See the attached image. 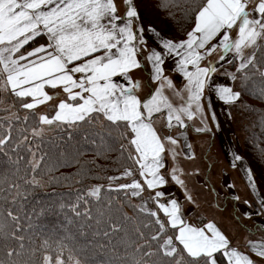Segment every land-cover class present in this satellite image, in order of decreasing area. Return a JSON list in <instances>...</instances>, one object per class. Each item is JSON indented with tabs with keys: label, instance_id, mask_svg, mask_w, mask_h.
I'll use <instances>...</instances> for the list:
<instances>
[{
	"label": "snow or ice",
	"instance_id": "obj_1",
	"mask_svg": "<svg viewBox=\"0 0 264 264\" xmlns=\"http://www.w3.org/2000/svg\"><path fill=\"white\" fill-rule=\"evenodd\" d=\"M186 2L189 7L185 15L192 22L186 39H163L161 50H149L145 38L147 30L135 26L140 14L134 0H123L124 16L117 14L116 0H0V93H10L29 115L35 116V110L42 105H48L53 112L38 115L31 135L42 136L45 130L42 126L77 130L87 125L94 129L101 142L114 133L119 140L127 141V146L120 144V151L127 153L134 167H125L120 176L107 177V191L123 193V203H118V198L102 197V185L93 186L86 193L97 201L96 223L109 225L98 234L107 238L124 233L119 244H113L114 259L95 264H221V260L223 264H256L249 255L231 247L227 236L214 223L193 226L184 220L176 199L161 202L165 192L160 189L168 183L166 173L181 186L184 181L177 175L179 169L167 172L165 164L166 152L170 151L173 158L176 154L174 148L166 145L175 146L178 141L171 135L159 134L153 118L163 115L167 128H186L185 120L192 121L198 115L203 122L206 90H213L225 104L240 101L241 91L220 85L212 88L213 74L217 73L220 62L238 60L236 73H241L245 87L258 74L260 79L254 93L264 99V56H257V52L264 53V0ZM38 38L46 39L39 44ZM33 42L38 46L33 47ZM144 53L152 67L151 79L158 85L147 98L138 94L142 84L132 75L142 67L140 56ZM217 53V61L209 60ZM165 57L177 58L176 71L187 82L183 87L186 97L164 74ZM205 61L207 64L202 66ZM236 73L230 74L233 81L237 79ZM165 89L173 90L183 103L174 106L164 94ZM29 115L24 116L25 122ZM6 119L9 121L7 128L0 122V154L8 157V163L18 164L5 148L13 139L10 121L20 117L12 112ZM195 131L211 129L205 126ZM27 140L28 136H23L20 143ZM28 151L32 156L29 161L32 171L36 172L43 156L37 159L35 151L31 148ZM241 159L235 156L236 161ZM247 176L255 188L251 170ZM122 179L129 182L116 183ZM25 182L42 186L35 176ZM10 187L19 186L12 184ZM145 191L150 192L147 199L143 196ZM133 198H139L141 203H132ZM148 200L156 210L149 207ZM114 201L118 205L115 211L119 213L115 222L111 215ZM125 206L133 210V215L123 211ZM76 214L81 215L80 212ZM85 215L92 218L90 213ZM7 218L18 220L11 211L7 212ZM6 228L10 226L0 221V237L10 236L21 243L19 250L9 248L0 258V264H35L32 259L35 250L25 258L28 250L22 242L23 237H17L15 231H6ZM44 246L49 247L48 241ZM98 246L106 247L104 244ZM248 247L255 257L264 259V241H250ZM65 248L61 246L55 258L45 254L42 264H88L87 260L74 256L71 250L64 259Z\"/></svg>",
	"mask_w": 264,
	"mask_h": 264
},
{
	"label": "trees",
	"instance_id": "obj_2",
	"mask_svg": "<svg viewBox=\"0 0 264 264\" xmlns=\"http://www.w3.org/2000/svg\"><path fill=\"white\" fill-rule=\"evenodd\" d=\"M162 3H167L168 6L161 7ZM135 6L140 14V22L157 29L163 35L179 39L192 26L190 17L185 15V9L189 7L186 0H135ZM45 39L38 38V43H44ZM36 45L37 42H33V46ZM257 56L262 57L264 53L257 52ZM240 77L241 73H237L241 100L231 109L245 119V150L264 175V99L258 98L254 93L260 77L258 74L253 76L247 82V87ZM25 115H29L28 111H25ZM24 116L21 114L19 120L10 121L13 139L5 148L9 156L19 163L10 164L8 157L0 154V221L10 226L6 231H15L17 237H23L22 242L28 250L25 258L30 255L31 250H35L32 257L35 264H42L45 254L55 258L61 246H66L64 259H67L69 250L79 259L87 260L88 264L114 259L113 244H119L124 233L107 238L98 234L109 225L104 222L96 223L97 201L87 197L86 193L91 184H99L103 186L102 197L118 198V203H123V193L107 191V177L132 166L127 153L122 154L120 151V144L127 146V141L119 140L114 133L101 142L94 134V129L87 125L77 130L56 127L48 135L33 137L31 130L37 126L38 113L35 116L29 115L27 122L24 121ZM6 118L7 111L0 109V122L4 123L5 128L9 123ZM51 127L53 126L48 128ZM21 129L26 131L22 132ZM23 136H28V140L20 143ZM18 143L20 147L16 148ZM29 148L36 152L37 159L43 156L36 172L32 171L29 163L32 160ZM33 176L42 186L25 182ZM12 184L19 187L12 188ZM132 203L138 204L137 198H133ZM117 206V201H114L111 213L113 222L119 217V213L115 211ZM8 211L13 212L18 220L7 218ZM123 211L133 215L130 207L125 206ZM77 212L81 215L78 216ZM85 213H90L92 218ZM128 227L131 231V225ZM109 240L112 243H108ZM45 241H48L47 248L44 246ZM20 243L19 239L10 236L0 237V258L4 257L9 248L19 250ZM100 244L106 247L101 249L98 246Z\"/></svg>",
	"mask_w": 264,
	"mask_h": 264
},
{
	"label": "rangeland",
	"instance_id": "obj_3",
	"mask_svg": "<svg viewBox=\"0 0 264 264\" xmlns=\"http://www.w3.org/2000/svg\"><path fill=\"white\" fill-rule=\"evenodd\" d=\"M137 22H140V20ZM141 27L145 28L148 32H153L145 25H141ZM155 30L157 31V29ZM160 35L162 37L158 35L156 40H152L157 50L162 49L160 42L163 39H172L174 41L186 39V35L179 39L163 34ZM229 55L231 56V54ZM218 56V53L214 54L212 57H209V60L217 61ZM238 63V60H233V63L220 62L217 64L218 71L213 74L214 82H219L222 86L232 87L234 91H238V78L233 81L230 75L236 73ZM206 64L207 61L202 62V66ZM181 95L186 97L187 93L182 91ZM205 96L208 108L205 107L203 122L202 118L198 115L194 120L189 121L187 128H180L178 126L180 134L178 148H174L176 153L175 158H165L167 172H170L172 168L179 169L177 175L184 181V184L183 186L177 184L166 173L168 183L160 189L165 192V196L161 198V202L165 198L168 200L176 199L181 205L182 210H187L186 213H188L190 222H197L199 224L211 222L221 231V227L224 226L230 232H233L237 224L242 223L244 219L237 216L230 205L225 207V203L232 204L237 197H245L241 190L240 182L232 168L239 162L247 172L251 170L253 181L255 182V193L259 198L264 197V175L262 169L251 159L245 150V119L231 109L234 104H225L218 99L214 91H210L209 94L205 93ZM0 99L3 100V103L0 104V109H9L7 117L12 112H15L18 116L21 114L24 116L25 111H28L20 107L19 103L16 102V98L11 96L10 93H0ZM182 103L183 101L179 97L175 106L178 107ZM13 104L15 107L10 108L9 106ZM35 111L38 115L50 112L46 110V105L40 106ZM213 116H215L214 120L212 119ZM205 126L210 128L211 131H195L196 128ZM42 127L45 129L44 135L50 134L48 133L49 128L47 126ZM193 128L194 131H192ZM187 132L188 134H186ZM192 137L196 138V143L190 141ZM188 145L191 147H187ZM166 146L169 149L173 148L168 145ZM169 153L171 152L169 151ZM236 155L241 156L242 159L236 161ZM131 167L134 166L132 165ZM123 170L111 176H120ZM127 182H129L128 179H122L116 183ZM220 184L224 188L220 187ZM97 185L99 184H91L89 189ZM149 195V191L143 193L145 199ZM189 196L191 199H188ZM137 201L138 204L141 202L139 198H137ZM148 204L156 210L151 200H148ZM249 209L250 207L242 205L241 214H248ZM260 224L264 226V221L262 220Z\"/></svg>",
	"mask_w": 264,
	"mask_h": 264
},
{
	"label": "crops",
	"instance_id": "obj_4",
	"mask_svg": "<svg viewBox=\"0 0 264 264\" xmlns=\"http://www.w3.org/2000/svg\"><path fill=\"white\" fill-rule=\"evenodd\" d=\"M116 4L118 7L117 14L120 16H124V13L126 11V6L123 3V0H116ZM141 25H144V24L143 23L140 24V22H136L135 26L141 27ZM146 27L149 28L150 30L154 29L149 26H146ZM157 31L155 30V33L147 31L145 34V38L147 40V45H148L149 50L151 49L157 50L156 45L152 42V40H156L158 38V35H156V33H159V36H161L160 35L161 33ZM146 55L147 53H144L140 56L142 67L140 69L135 70L134 73L132 74L133 79L139 80L142 84V88L139 90V93H138L142 98H147L148 94L152 93L154 89L158 86L157 83L153 82L151 79L152 67H151L150 62L146 59ZM176 59L177 58L175 57H165L166 64L163 65L164 74L168 76L169 78H171L173 80V83L177 86V90L182 92L183 89L181 88H183L187 82L186 80H184L182 74L176 71ZM117 79L119 80L120 78H117ZM120 82H123V81L121 80ZM217 85L222 86L221 83L214 82V84L212 85V88L214 89ZM210 91L213 92V90H206L205 93L209 94ZM164 94L168 96L169 100L173 103L174 106L177 104L179 97L174 94L173 90L165 89ZM204 104H205V107L208 108L206 100L204 101ZM46 110H49L50 111L49 113L53 114L52 110L49 108L48 105H46ZM153 120H154V126L157 129L159 134H161L162 136L171 135L174 138H176L177 141H179L180 131H179L178 126L174 128H167L166 120L164 119L163 115L154 117ZM185 123L187 124V127H188L189 121L185 120ZM47 127H50V126H47ZM55 128L56 126L53 125V127L49 128L48 133H52ZM192 131H194V128ZM186 134H188V132ZM190 141L194 143L197 142L195 137H192ZM168 146L173 147V148H178V144L175 146L168 144ZM171 157H173L171 153L169 152L165 153L166 159L171 158ZM232 170L236 174L237 179L240 182V187H241V190L243 191L245 198L235 199L234 200L235 202H233L232 204L225 203V207L230 205L234 213L237 216L242 217L244 221L242 223L240 222L239 224H237L233 232H230L228 228L224 226L221 227L222 231L229 239L231 247H235L237 250L241 251L242 253L249 255L250 258L256 260V264H264V259L255 257V254L252 253L250 248L248 247L250 241H255V242L264 241V226L260 224L262 220L264 221V203H262L264 202V197L259 198V196L256 195L255 189L249 183L246 169L242 168L239 162H237L236 166L233 167ZM220 187L224 188V186L221 184H220ZM167 200L168 199L165 198L162 202H166ZM241 204L247 207H250V209L248 210V214L246 215L241 214V211H242ZM153 206L155 207L154 204ZM149 207H151L154 210V208L151 205H149ZM186 211H187L186 209L182 210L183 218L188 224H191L196 227H204L206 225L205 224L206 222L201 223V224L197 222H194V223L190 222V220L188 219V213H186ZM159 214L161 217H163L162 212Z\"/></svg>",
	"mask_w": 264,
	"mask_h": 264
}]
</instances>
